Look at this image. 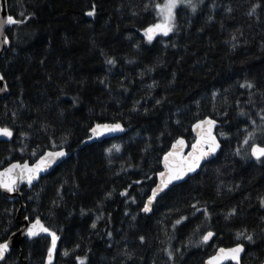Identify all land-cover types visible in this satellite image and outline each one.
Wrapping results in <instances>:
<instances>
[{
    "label": "trees",
    "instance_id": "1",
    "mask_svg": "<svg viewBox=\"0 0 264 264\" xmlns=\"http://www.w3.org/2000/svg\"><path fill=\"white\" fill-rule=\"evenodd\" d=\"M199 1L149 43L156 0H7L25 23L7 30L0 60L9 90L0 127L13 130L0 142V169L47 150L73 153L21 189L20 221L39 219L59 237L53 264H204L237 244L241 264L264 262V162L249 153L264 146V0ZM206 117L219 123L218 156L142 214L162 157L179 138L190 146L192 125ZM101 123L124 132L79 149ZM18 209L0 196V243L18 230ZM50 243L26 240L0 264H46Z\"/></svg>",
    "mask_w": 264,
    "mask_h": 264
},
{
    "label": "snow or ice",
    "instance_id": "2",
    "mask_svg": "<svg viewBox=\"0 0 264 264\" xmlns=\"http://www.w3.org/2000/svg\"><path fill=\"white\" fill-rule=\"evenodd\" d=\"M202 2V0H201ZM181 5L184 7H191L195 11V5L193 0H163V3H155L154 10L158 22L151 24L143 30V35L149 43L153 41L157 34L163 36H168L175 28V19H176V9ZM145 8H148V5H145ZM255 11L253 8L252 12H249V15ZM23 15V13H21ZM87 16L92 17L95 15V5H93L92 10L86 13ZM25 23L24 20L15 19L13 16L8 15L6 20L0 21V37H3V44H8V37L5 35V30L8 26L19 25ZM235 39V37H233ZM108 64H113V60H107ZM4 80V76L0 75V81ZM241 88L251 89L254 85L250 82H245L240 84ZM0 91H7V87L0 88ZM159 103V101H157ZM243 115V113H240ZM264 118V117H262ZM215 121L212 119H203L198 123L192 126L193 131L197 132V139L194 144H192V152L188 154L185 158L180 155V149L184 147V140L178 139L175 143L172 144V150L167 152L163 157V165L165 171L159 172V183L155 188L152 189V195L148 198L147 203L144 204L142 211L145 213L150 212L151 205L156 197L173 184L174 181L183 180L189 173L195 172L196 169L200 166L201 161L206 159L208 156L214 155L216 151L220 148V144L217 142L216 137L212 134V128L215 126ZM105 131L107 132H122L124 131L123 127L119 123L114 124H97L96 127L91 129V132L94 136L102 135ZM254 136L253 132H250L249 135L245 138L244 144H249ZM0 137L12 139L13 130L7 126L0 127ZM55 147V145H54ZM115 147V146H114ZM119 151V149H116ZM111 151V150H109ZM237 155H240V150L237 149ZM251 157L255 158L258 162H264V147L258 144H251ZM35 155V153H34ZM67 153L63 150L60 151H48L44 153L39 160L29 166L28 163H11L3 171H0V188L4 191L12 193L17 190L18 182H23L25 179L27 183L31 185L32 181L35 180L39 173L47 170L48 167H51L57 160L66 156ZM139 183V181H137ZM121 195H126V193H121ZM261 206L264 207V199L260 201ZM196 208V205L192 206ZM199 210V209H197ZM206 211V210H205ZM235 213H229V215H234ZM27 219V217H25ZM177 224H180L181 221L177 220ZM95 223L92 227L95 228ZM40 232L46 233L51 237L50 246L47 249V260L46 264H53V257L57 249V241L59 237L54 231L44 227L40 220L37 219L31 227L28 228L26 235L29 238L37 236ZM214 233L209 231L207 234L203 235L202 243H208V241L213 237ZM242 236V233H237V240ZM141 242L143 243L144 238L141 237ZM248 241H252L253 237L248 235L246 237ZM9 250V243L3 242L0 243V260L5 259V254ZM244 251V248L241 244H237L232 248H219L218 253L211 257L207 264H223L225 260L236 261V264H239V254ZM64 255H68L67 252ZM172 254L169 252V258L171 259ZM79 264H84V261L77 257Z\"/></svg>",
    "mask_w": 264,
    "mask_h": 264
},
{
    "label": "water",
    "instance_id": "3",
    "mask_svg": "<svg viewBox=\"0 0 264 264\" xmlns=\"http://www.w3.org/2000/svg\"><path fill=\"white\" fill-rule=\"evenodd\" d=\"M10 15L9 12H8V4H7V0H0V21H3V20H6V17ZM13 26V25H12ZM12 26H8L5 30V35L7 36V30L12 27ZM157 36V35H156ZM155 36V37H156ZM8 37V36H7ZM3 40V37H0V60L5 56L6 54V51L8 50V47H9V43L8 44H3L2 42ZM9 40V39H8ZM1 75V74H0ZM7 87L6 85V82L3 80V81H0V88H4V87ZM8 87H7V91H0V100L4 99L7 95H8ZM204 119H211L209 117H206ZM203 120V119H201ZM213 120V119H212ZM200 120H198L197 122H195L194 124L198 123ZM215 121V120H214ZM216 122V121H215ZM101 124H114V123H101ZM193 124V125H194ZM192 125V126H193ZM122 126V125H121ZM96 127V125L94 126ZM93 127V128H94ZM123 127V126H122ZM219 127V123L216 122L215 123V126L212 128V134L216 137L217 139V142L220 144V148L216 151V153L214 155H211V156H208L206 159L202 160L201 161V164L200 166L196 169L195 172H191L189 173L183 180L181 181H174L173 184L169 185V187L167 189H165L163 192H161L157 197L156 199L153 201L152 205H151V209L153 210L155 204L158 202V200L164 195L166 194L169 190H171L172 188L178 186V185H181L182 183H184L185 181H187L188 179H190L191 177H194L196 176L200 171L201 169L207 164L209 163L210 161L214 160L220 150H221V143L216 135V129ZM124 129V128H123ZM191 131H192V135H193V139L194 141L191 143L190 146H188V144L186 143V141L184 140L185 144H184V147L182 149H180V155L183 156V157H187L188 154L190 152H192V144H194L196 142V139H197V132H194L193 131V128L191 127ZM124 131L122 132H107L105 131L102 135H96L94 136L93 133L90 131V136L84 140L80 146H79V149L81 148H84L85 146L87 145H90V144H95V143H98V142H101V141H104V140H110V139H114V138H117V137H120L122 134H123ZM179 139H182V138H179ZM178 140V139H177ZM11 141V139H7V138H3V137H0V142H9ZM175 143V142H174ZM264 147V146H262ZM60 150H63L67 153L66 156L60 158L59 160H57L54 164L51 165V167H48L47 170L45 171H42L39 173L38 177L32 181L31 185H29L27 183V180L25 179L23 182H18L17 184V190L15 192H12V193H9V192H6L4 191L2 188H0V196L7 200V201H10V202H18L19 203V209H18V212H17V217H16V221H17V225L19 226L18 230L16 232H14L6 241L9 243V250L7 253H9L11 250H20L21 249V245L26 241V240H32L34 239L35 237H38V236H41V235H47L46 233H43V232H40L37 236H34L32 238H29L26 233H27V230L29 227L32 226V224L35 223L34 222H29L28 220H24L23 222L20 221V213L22 211V209L24 208V204L22 202V197H23V194L21 192V189L22 187H27V188H31L33 187L34 185H36L39 180L48 175L50 172H52L58 165H60L61 163H63L66 159H68L70 156H72V151H69L67 150L66 148H60V149H56V150H47L46 152L48 151H60ZM172 150V145L170 147V149L167 151H171ZM44 152V153H46ZM166 152V153H167ZM43 153V154H44ZM165 153V154H166ZM249 153H251V147L249 149ZM42 154V155H43ZM164 154V155H165ZM41 155V156H42ZM251 155V154H250ZM40 156V157H41ZM38 157L33 163H29L28 161H25L26 163L29 164V166H32L33 164H35L39 158ZM164 157V156H163ZM163 157L161 159V166H162V171H165L164 169V165H163ZM253 158V157H252ZM254 160H256L255 158H253ZM25 162H20V161H14V162H11V163H25ZM11 163H9L8 165L4 166L2 169H0V171H3L5 168H7ZM161 171V172H162ZM159 183V177L157 175L156 177V184L153 188L156 187V185ZM152 188V189H153ZM152 189L149 193V196L148 198L152 195ZM148 198L146 199V202L147 203V200ZM152 210L148 213H145L142 211V214H145V215H150L152 213ZM42 224V223H41ZM43 225V224H42ZM48 236V235H47ZM51 238V237H50ZM5 241V242H6ZM242 245V244H241ZM236 246V245H235ZM235 246H232V247H235ZM243 246V245H242ZM232 247H229V248H232ZM223 248V247H221ZM244 248V251H242L240 254H239V264H241V260L245 254V247L243 246ZM219 249V248H218ZM218 249L215 250V252L210 256L208 257L206 260H205V263L204 264H207V261L215 256L217 253H218ZM54 257H55V254H54ZM54 257H53V263H54ZM20 259L22 261V264H27L26 261L22 260L21 256H20ZM47 260V259H46ZM223 264H236V261H232V260H225L223 261ZM261 264H264V262H262Z\"/></svg>",
    "mask_w": 264,
    "mask_h": 264
},
{
    "label": "rangeland",
    "instance_id": "4",
    "mask_svg": "<svg viewBox=\"0 0 264 264\" xmlns=\"http://www.w3.org/2000/svg\"><path fill=\"white\" fill-rule=\"evenodd\" d=\"M156 3H163V0H156ZM193 4L195 5V10H196V8L198 7V5L200 4V1L199 0H193ZM186 8V9H189L190 11H193L192 10V8L191 7H184L183 5H181L179 8ZM179 8H177L176 9V11L179 9ZM156 14V13H155ZM157 22H158V19H157ZM167 37V36H163V35H161V34H157V36L156 37ZM155 37V38H156Z\"/></svg>",
    "mask_w": 264,
    "mask_h": 264
}]
</instances>
